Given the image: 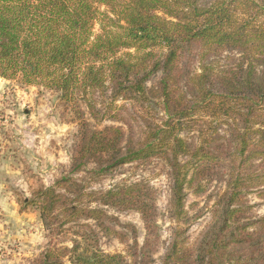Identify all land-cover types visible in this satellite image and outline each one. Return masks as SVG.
<instances>
[{"label":"trees","instance_id":"obj_1","mask_svg":"<svg viewBox=\"0 0 264 264\" xmlns=\"http://www.w3.org/2000/svg\"><path fill=\"white\" fill-rule=\"evenodd\" d=\"M221 56L228 61L219 63ZM0 77L59 93L78 126L72 173L86 171L89 163L101 173L152 159L166 164L177 229L163 264H264V214L252 219L245 199L264 185V1L0 0ZM150 95L166 116L137 136L131 124L124 127L116 103H144ZM86 114L98 123H124L92 127ZM215 121L236 123L232 150L219 146ZM186 127L197 140L181 134ZM218 169L225 188L212 224L195 247L186 246L187 193L201 195ZM57 183L77 186L76 196L44 189L37 202L44 228L54 232L61 216L68 223L83 218L126 245L125 254L102 251L96 229L85 223L89 231L68 249L71 264H128L127 257L149 264L157 240L156 194L149 184L84 192L71 177ZM85 197L137 212L143 244L132 225L117 230V218L81 206ZM65 249L48 248L42 264H65L59 255Z\"/></svg>","mask_w":264,"mask_h":264},{"label":"rangeland","instance_id":"obj_2","mask_svg":"<svg viewBox=\"0 0 264 264\" xmlns=\"http://www.w3.org/2000/svg\"><path fill=\"white\" fill-rule=\"evenodd\" d=\"M218 61L224 63L228 59L221 56ZM192 65H188L189 70H193ZM159 77L154 76L147 86H156ZM116 106L126 122L124 127L128 129L127 125L131 124L137 136L146 134L149 126L162 124L166 116L159 102L151 95L150 100L144 103L118 101ZM86 117L90 125L97 128L105 124L124 123L109 119L98 123L88 114ZM204 123L207 126L210 121ZM212 124L218 126L219 146L226 151L232 150L234 140L230 128L237 127L236 123L226 125L223 121H215ZM181 134L189 141L197 140V134L187 127ZM77 138V123L64 108L57 91L0 77V264H42L44 253L53 246L67 248L59 255H62L61 260L65 264H71L72 253L68 249L74 240L79 239L78 234L89 231L85 223L96 229L102 251L126 253L123 242L105 235L91 220L82 218L68 223L67 217L61 216L54 232L44 228L37 207L41 192L54 188L56 192L76 196L74 191L78 189L77 186L70 187L73 193H69L70 189L58 185L57 181L65 177L73 178L84 192L106 191L138 181L149 184L156 194L157 240L148 262L163 264L164 255L177 229L172 214V181L166 164L152 159L145 163L121 165L101 173L93 163H89L86 171L72 173L70 164ZM222 174L223 169L216 170L201 195L187 193L184 205L189 217L184 234L186 246L195 247L211 226L215 202L225 188ZM260 190L264 191V185L252 188L245 194L252 219L264 214V196ZM88 201V197H85L79 204L98 207L117 218L119 223L113 222L117 230L125 232V224L132 225L138 245L143 244L146 232L137 212ZM130 237L128 242L131 244ZM128 258V264H132Z\"/></svg>","mask_w":264,"mask_h":264}]
</instances>
